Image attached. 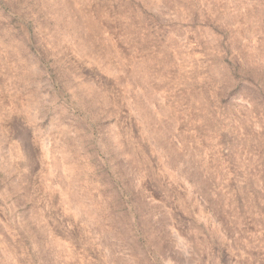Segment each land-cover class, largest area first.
<instances>
[{
  "label": "rangeland",
  "instance_id": "obj_1",
  "mask_svg": "<svg viewBox=\"0 0 264 264\" xmlns=\"http://www.w3.org/2000/svg\"><path fill=\"white\" fill-rule=\"evenodd\" d=\"M0 264H264V0H0Z\"/></svg>",
  "mask_w": 264,
  "mask_h": 264
}]
</instances>
